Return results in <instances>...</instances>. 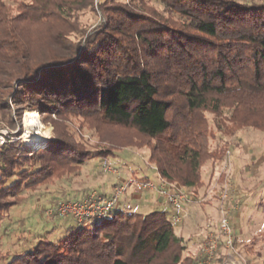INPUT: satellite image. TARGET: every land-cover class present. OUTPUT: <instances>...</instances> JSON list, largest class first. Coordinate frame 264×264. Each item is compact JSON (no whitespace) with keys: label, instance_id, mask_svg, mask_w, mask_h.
<instances>
[{"label":"trees","instance_id":"1","mask_svg":"<svg viewBox=\"0 0 264 264\" xmlns=\"http://www.w3.org/2000/svg\"><path fill=\"white\" fill-rule=\"evenodd\" d=\"M100 12L105 22L92 28L85 18ZM0 74V126L15 131L25 108L56 126L46 147L11 141L19 131L0 145V230L23 191L143 147L159 178L197 191L203 165L231 149L210 151L207 112L232 110L225 124L264 133V0H23L15 11L0 0ZM68 116L90 122L97 146L60 128ZM75 222L65 240L42 238L0 264H207L162 210ZM219 247L208 264L226 260ZM243 247L247 260L263 258L264 231Z\"/></svg>","mask_w":264,"mask_h":264},{"label":"rangeland","instance_id":"2","mask_svg":"<svg viewBox=\"0 0 264 264\" xmlns=\"http://www.w3.org/2000/svg\"><path fill=\"white\" fill-rule=\"evenodd\" d=\"M5 1L15 11L17 5L19 6V3L23 0ZM158 9L161 8L158 7ZM98 16L94 17L89 15L85 18L92 25V28L105 22L101 12L98 13ZM30 111L39 115L41 123L51 133L47 141L38 143V148L46 147L56 142L54 138L56 126L51 122V119L46 118L39 111H32L29 108L23 110L21 119L19 117L15 118L17 127L12 133L7 127L0 126V141L4 139L5 141L3 143H5L10 138V135L14 136L13 133L17 131L20 133L24 132L22 120L25 113ZM206 116L210 121L209 131L213 137V139H210V151L214 152L215 150H223L225 147L228 148V146L229 148L231 147L229 151L230 160L228 161L230 167L225 168L227 164L224 165L227 156L216 166L212 164V160L207 161L202 167L204 186L197 191L187 188L188 193L192 196V202L189 203L194 204L190 210L197 212V216L188 220L184 228L188 253L193 256L200 255V250L205 240L210 235L219 232V219H221L223 210H225V203L221 199V194L225 189L231 190L230 199L235 198L234 194H236V188L238 187L240 194L245 199L246 209L242 214V221L239 219L232 220V225L236 227L239 234L238 243L235 247H237L242 256L244 255L246 257L243 245L254 234L264 230V133L256 131L250 125L225 124L224 118L232 116V110L229 109H224L222 116L214 115L211 112H207ZM58 123L61 129L66 127L78 140L81 134H84L85 138L89 139L91 149H93V146H97L99 141L97 135L89 133L90 122L80 117L68 116L66 119H59ZM233 130H236V134L230 135V132ZM102 133H104L102 134L103 138H109L110 135H113L109 133L107 128L102 129ZM114 134L118 137L128 136L121 129L117 130ZM21 135L12 137L11 141H20V144L29 150H35L37 144L33 146L26 145L22 140H19ZM148 158L149 149L146 147H143L139 151L119 152L116 157L108 160H91L79 175L66 177L61 181H56L53 185L38 186L34 189L23 191L21 196L23 201L7 213L0 230V256L7 254L13 257L16 251L29 248L42 238H46L51 242L65 240L71 229L77 227L75 220L58 216L52 218V216L46 215V211L54 208L58 201L62 202L71 196L80 199L82 193L85 194L87 191H97L100 193L103 185L107 189L115 181L119 180L118 185L114 187L115 190L119 186L122 176L124 178L126 177L124 183L128 182V184H126V190L119 198L114 211L123 210L127 214L138 213L142 215L155 211L150 204L152 192L141 190V202L129 198V193L132 190L140 192L137 182H141L144 179H148L152 183H158L160 181L155 169L149 165ZM108 169L116 170L117 173L109 172ZM252 169H255V173ZM130 180H134L135 183L130 184ZM234 180L237 182V187L233 184ZM157 194L162 197L159 193ZM164 199L166 202H169L167 198ZM12 200L14 199L11 197L7 198V201ZM233 201L235 204L237 203L238 209L235 212L238 213L240 211L239 202H236L234 199ZM185 204L188 203H184L182 206ZM165 207L169 212V218L174 225L176 234L180 235V228L175 225L172 219V214L175 212V209L170 205H166ZM179 216L181 217L182 214ZM242 256H240L241 263L238 262L239 260L235 256H232L226 264H263L264 262V257L258 258L256 255H252L249 256L250 261Z\"/></svg>","mask_w":264,"mask_h":264},{"label":"built area","instance_id":"3","mask_svg":"<svg viewBox=\"0 0 264 264\" xmlns=\"http://www.w3.org/2000/svg\"><path fill=\"white\" fill-rule=\"evenodd\" d=\"M5 140L2 139L0 144ZM230 152L228 151L226 161L224 162L225 168L230 167L228 162L230 159ZM110 172L117 173L116 170L108 169ZM135 183L134 180H130V184ZM127 183L119 185L115 188L111 196L101 195L97 191L90 192L82 200H70L60 202L57 206L46 211L47 216L57 215L62 218H72L79 224L92 225L95 223L100 224L103 222L107 215L115 209L118 204L119 198L124 194ZM137 186L140 190L157 192L162 197L167 198L169 203L177 208H181L182 204L192 202V196L188 193V190L181 188L175 183L168 182L167 180L161 179L158 183H152L151 181H139ZM227 188V187H226ZM223 192V191H222ZM231 190L225 189L221 194V199L225 203L223 214L219 219V232L214 235H210L202 245L200 255L204 257L205 263H210L215 254L219 251L220 241H223L227 249V260L236 255L235 249V237L234 229L232 225V215L237 208V203L230 199ZM182 217L178 216L177 221H180Z\"/></svg>","mask_w":264,"mask_h":264},{"label":"crops","instance_id":"4","mask_svg":"<svg viewBox=\"0 0 264 264\" xmlns=\"http://www.w3.org/2000/svg\"><path fill=\"white\" fill-rule=\"evenodd\" d=\"M252 171L254 172L255 171V169L253 170L252 169ZM255 173V172H254ZM126 178V177H125ZM123 176H122V178L120 179V183H124L125 181L124 180H126ZM119 181V180H118ZM118 181H115V183H113V185L112 186H109L107 189H105V185H103V187H102V193H104L105 195H107V196H110V195H112V193H113V191H114V187L116 186V185H118ZM237 182H236V180H234V182H233V184L234 185H236V187H237V184H236ZM233 188H235V187H233ZM140 190V189H139ZM87 192H90V191H87ZM87 192L85 193V194H87ZM151 192V191H150ZM85 194L84 193H82V196H85ZM142 191L140 190V192H138L137 190H136V192L134 191V190H132L130 193H129V198H131L132 200H134V201H139V202H141L142 201ZM235 196V198H233L234 200H236V202H239L238 204H239V206H240V211L237 213V212H234L233 213V218H232V220H235V219H239V220H241L242 221V214H243V212L245 211V209H246V204H245V199L243 198V195H241L240 194V191H239V189H238V187L236 188V194H234ZM150 201H151V206L153 207V209H155V211H157V210H162V211H165V212H167L168 213V216H169V212L167 211V209H166V205H170V206H172V208L173 209H175V212L172 214V219L174 220V223H175V225L176 226H178L179 228H180V235L179 236H181V237H183L185 240H186V232L184 231V228H185V226H186V224H187V222H188V220H191V219H193L195 216H197V212H192L191 210H190V208L192 207V206H194V204L193 203H188V204H185V205H183L181 208H177V207H175L174 205H172L171 203H169V202H166L165 201V199L164 198H162V197H160L157 193H154V192H152L151 193V197H150ZM203 209H204V207H203ZM205 210V209H204ZM180 214H182V218H183V215H184V218L182 219V220H180V221H177V218H178V216L180 215ZM187 217V218H186ZM233 229H234V232H235V234H236V241H237V243H238V238H239V234H238V231H237V229H236V227H233ZM264 231V230H263ZM260 232H262V231H260ZM260 232H258V233H260ZM257 234V233H256ZM255 235V234H254ZM253 235V236H254ZM252 236V237H253ZM251 237V238H252ZM250 238V239H251ZM240 240V239H239ZM240 242V241H239ZM235 247V246H234ZM235 249H236V255H234L239 261V263H241L240 262V254H239V252H238V249H237V247H235ZM201 256V255H200ZM227 257H228V254H227ZM227 257H226V260H227ZM225 260V261H226ZM225 261H224V263H225ZM223 263V264H224Z\"/></svg>","mask_w":264,"mask_h":264},{"label":"bare ground","instance_id":"5","mask_svg":"<svg viewBox=\"0 0 264 264\" xmlns=\"http://www.w3.org/2000/svg\"><path fill=\"white\" fill-rule=\"evenodd\" d=\"M22 125V132L19 140H22L26 145L33 146L38 143L45 142L50 138V130H48L40 121V117L35 112H26Z\"/></svg>","mask_w":264,"mask_h":264}]
</instances>
